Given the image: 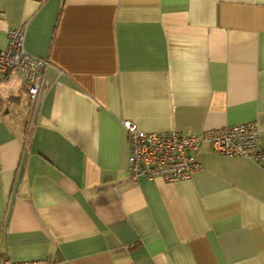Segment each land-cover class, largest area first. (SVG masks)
<instances>
[{"label":"crops","instance_id":"obj_1","mask_svg":"<svg viewBox=\"0 0 264 264\" xmlns=\"http://www.w3.org/2000/svg\"><path fill=\"white\" fill-rule=\"evenodd\" d=\"M47 60L34 103L0 83V264H264V161L202 144L186 179L128 171L145 131L254 121L264 147V0H0Z\"/></svg>","mask_w":264,"mask_h":264},{"label":"built area","instance_id":"obj_2","mask_svg":"<svg viewBox=\"0 0 264 264\" xmlns=\"http://www.w3.org/2000/svg\"><path fill=\"white\" fill-rule=\"evenodd\" d=\"M47 60L24 48V25L7 31V43L0 48V83L20 74L34 103L41 87ZM122 126L129 140L128 171L135 179L143 175L149 179L161 177L174 182L190 177L201 169L196 152L202 144L227 156H245L255 162L264 161V147L260 145V132L254 121L219 128L205 129L201 134L169 131H145L129 119ZM3 264H53L48 258L16 261L10 258Z\"/></svg>","mask_w":264,"mask_h":264}]
</instances>
